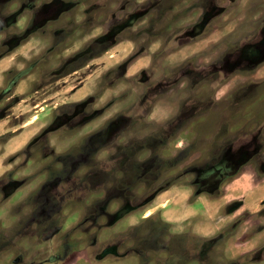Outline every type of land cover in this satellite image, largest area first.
Wrapping results in <instances>:
<instances>
[{
    "label": "clouds",
    "instance_id": "1",
    "mask_svg": "<svg viewBox=\"0 0 264 264\" xmlns=\"http://www.w3.org/2000/svg\"><path fill=\"white\" fill-rule=\"evenodd\" d=\"M0 264H264V0H0Z\"/></svg>",
    "mask_w": 264,
    "mask_h": 264
},
{
    "label": "rangeland",
    "instance_id": "2",
    "mask_svg": "<svg viewBox=\"0 0 264 264\" xmlns=\"http://www.w3.org/2000/svg\"><path fill=\"white\" fill-rule=\"evenodd\" d=\"M36 115H37V117H39V116H40V113H39V112H37V114H36Z\"/></svg>",
    "mask_w": 264,
    "mask_h": 264
}]
</instances>
